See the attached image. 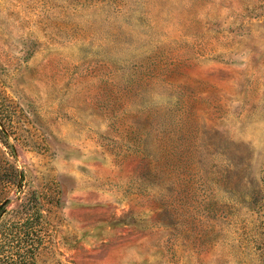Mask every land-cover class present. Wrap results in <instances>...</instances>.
<instances>
[{"label": "rangeland", "instance_id": "obj_1", "mask_svg": "<svg viewBox=\"0 0 264 264\" xmlns=\"http://www.w3.org/2000/svg\"><path fill=\"white\" fill-rule=\"evenodd\" d=\"M0 264H264V0H0Z\"/></svg>", "mask_w": 264, "mask_h": 264}, {"label": "trees", "instance_id": "obj_2", "mask_svg": "<svg viewBox=\"0 0 264 264\" xmlns=\"http://www.w3.org/2000/svg\"><path fill=\"white\" fill-rule=\"evenodd\" d=\"M5 173H7L6 170H5V171H4V170L2 171V170L0 169V181H3V180H4V174H5Z\"/></svg>", "mask_w": 264, "mask_h": 264}]
</instances>
